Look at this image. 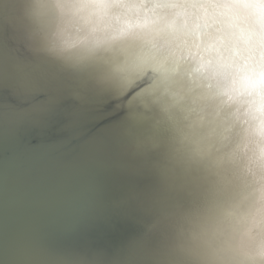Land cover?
Listing matches in <instances>:
<instances>
[{"label":"water","instance_id":"water-1","mask_svg":"<svg viewBox=\"0 0 264 264\" xmlns=\"http://www.w3.org/2000/svg\"><path fill=\"white\" fill-rule=\"evenodd\" d=\"M0 264H264V0H0Z\"/></svg>","mask_w":264,"mask_h":264}]
</instances>
